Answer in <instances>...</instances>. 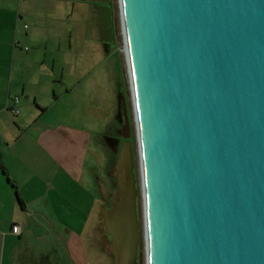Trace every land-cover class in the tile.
Returning a JSON list of instances; mask_svg holds the SVG:
<instances>
[{"label":"water","instance_id":"obj_1","mask_svg":"<svg viewBox=\"0 0 264 264\" xmlns=\"http://www.w3.org/2000/svg\"><path fill=\"white\" fill-rule=\"evenodd\" d=\"M116 1L145 264H264V0ZM121 118L125 138L122 99ZM110 145L101 225L112 264H136L131 153Z\"/></svg>","mask_w":264,"mask_h":264},{"label":"rangeland","instance_id":"obj_2","mask_svg":"<svg viewBox=\"0 0 264 264\" xmlns=\"http://www.w3.org/2000/svg\"><path fill=\"white\" fill-rule=\"evenodd\" d=\"M91 8L84 5L69 10L66 30L70 43L66 41L59 48L54 46L48 50L49 57L54 59V93L65 95L51 110H44L41 121L67 125L73 146L67 145V158L60 161L68 168L66 181L54 188L51 178L41 180L40 202L36 211L27 212L24 239L17 244L15 253L19 251L18 257L10 264H39L40 260H37L41 253L48 254L50 264H112V256L107 250L109 235L103 231L100 213L114 190L111 170L114 155L103 137L113 135L115 129L118 131L122 127L118 120L121 98L128 119V136L122 138L117 134V148L125 141L131 153L139 232L136 264H145L137 145L117 1L112 0L116 42L109 48L99 42ZM59 133L55 138L58 146ZM101 187L106 190L102 191Z\"/></svg>","mask_w":264,"mask_h":264},{"label":"crops","instance_id":"obj_3","mask_svg":"<svg viewBox=\"0 0 264 264\" xmlns=\"http://www.w3.org/2000/svg\"><path fill=\"white\" fill-rule=\"evenodd\" d=\"M106 2L0 0V264H10L18 257L15 248L23 242L27 212L36 211L40 202L41 180L51 178L54 188L66 181L68 168L60 161L67 158V145L73 146L67 125L41 121L44 110H51L65 95L54 93V59L48 50L70 41L67 13L84 5L92 7L103 45L98 14L103 11L106 21ZM14 96L17 114L8 109ZM56 133L61 137L59 149ZM12 224L19 225V234L11 233ZM43 256L45 264H50L47 253H41L37 261Z\"/></svg>","mask_w":264,"mask_h":264},{"label":"flooded vegetation","instance_id":"obj_4","mask_svg":"<svg viewBox=\"0 0 264 264\" xmlns=\"http://www.w3.org/2000/svg\"><path fill=\"white\" fill-rule=\"evenodd\" d=\"M108 8H109V24L105 21V17L102 16L103 11L99 12L98 14V23L103 26L102 28V33H101V37L103 40V44L105 46V48H109L112 44H114V42H116L115 39V35H114V23H113V15H112V0H108L106 2ZM122 99V98H121ZM120 104V106H119ZM118 104V108L120 110V115H118V120L120 119L121 125H122V118H121V100L119 101ZM113 135H108V136H104V137H108L105 138L106 141H104V143L111 149V145L113 140L116 139V142L118 143L117 140V134L119 135V137H121V129H119L118 131H116V129L114 130V133H112ZM112 150V149H111ZM113 153H116L114 150H112ZM108 206V204L106 205V207Z\"/></svg>","mask_w":264,"mask_h":264},{"label":"built area","instance_id":"obj_5","mask_svg":"<svg viewBox=\"0 0 264 264\" xmlns=\"http://www.w3.org/2000/svg\"><path fill=\"white\" fill-rule=\"evenodd\" d=\"M11 102H12V105L8 106V109L12 114H17L18 110L16 109V107L13 106V104H15L17 102V97L16 96L12 97ZM10 231L13 234H19V232H20L19 225L18 224H12L10 227Z\"/></svg>","mask_w":264,"mask_h":264},{"label":"trees","instance_id":"obj_6","mask_svg":"<svg viewBox=\"0 0 264 264\" xmlns=\"http://www.w3.org/2000/svg\"><path fill=\"white\" fill-rule=\"evenodd\" d=\"M113 155H114V158H113V161H114L116 153H113ZM39 264H45V256L42 257V259L40 260Z\"/></svg>","mask_w":264,"mask_h":264}]
</instances>
